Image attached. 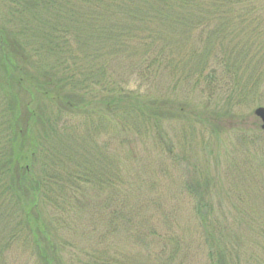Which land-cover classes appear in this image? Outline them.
<instances>
[{
	"label": "trees",
	"instance_id": "1",
	"mask_svg": "<svg viewBox=\"0 0 264 264\" xmlns=\"http://www.w3.org/2000/svg\"><path fill=\"white\" fill-rule=\"evenodd\" d=\"M160 72L205 82L216 91L217 116L242 103L264 106V0H0V264H195L192 241L153 226L122 172L137 156L130 133L152 132L172 153L165 123L185 105L122 85ZM77 117L87 127L81 141L116 137L127 144L125 161L67 147ZM256 127L238 134L251 162L264 134ZM208 171L184 183L207 264H264V172L243 189L238 171L224 193ZM107 188L102 203L87 196ZM88 209L103 211L104 221H69ZM18 250L27 261L11 255Z\"/></svg>",
	"mask_w": 264,
	"mask_h": 264
},
{
	"label": "rangeland",
	"instance_id": "2",
	"mask_svg": "<svg viewBox=\"0 0 264 264\" xmlns=\"http://www.w3.org/2000/svg\"><path fill=\"white\" fill-rule=\"evenodd\" d=\"M125 63H128V61L126 60ZM209 66L207 70L216 69L215 63H211ZM177 76L174 73L160 72L153 79L141 80L134 76H128L126 78L128 81L122 82V85L137 90L136 92L162 96L175 105L182 104L186 107L179 117L176 116V118L174 117L175 119L172 118L168 123H165V130L172 145L171 155L167 154L165 141H162L165 148H160L161 144H157V138L154 139L153 137L154 133L150 132V137L148 138L145 137V133L141 134L143 136L137 137L135 134L130 133L127 139L134 138L132 143L137 156L135 160L129 161L125 168L122 165V172L124 176H127V179L131 180L132 186L128 187L127 190L134 192L132 194L134 197L133 201L140 203L141 199L143 203H146L144 205V208L148 210L146 216L149 217V221H153L152 225L159 228V230H166L169 227L171 231L174 229L183 232L192 241L197 250L194 263L207 264L205 250L200 245V231L194 213L196 201L190 195L184 183L191 181L197 172L204 171L207 168L212 176L217 177L219 174L220 186L224 193H228L231 178L237 177L236 174L240 171L241 173H246L243 175L245 184L241 187L245 189L251 183H254L256 179H259V176H262L264 172V134H258L260 137L255 135L257 137L255 141L256 147H254L256 150L252 148L251 154L254 157L251 162L250 155L246 154L247 146L239 142L238 134L242 131H248L247 129H249V134H252L253 130L257 129L256 126L260 129L261 121L254 114L255 106L242 103L240 108L233 109L232 115L217 116L214 98L216 97V91L212 96V93L208 92L205 82L201 81L199 84H195L196 79L177 81ZM223 93L224 91L222 93L218 92L221 102L225 97ZM208 94H210V98ZM35 101H38L36 103L38 105L43 106L45 104L43 106L44 109L49 107V104L44 99L38 98ZM221 102H219L220 105H222ZM206 103H208L209 107L206 113L207 116L205 115L206 118L202 122L200 121L202 106ZM81 120V117H77L70 121L71 127L75 128L70 133H76V135L74 138L67 136L64 139L67 147H73L79 153L87 152L89 156L101 149L104 151L105 156H109L112 159L120 156L122 158L121 163L125 161L124 153L127 149V144L125 142L122 143L116 137L111 139L106 133L102 134L98 139L88 136L86 140L81 141L80 135L86 134L87 131V127H82L84 124L80 123ZM95 141L98 145H94L93 142ZM249 144L252 143L249 142ZM96 148L98 149L96 150ZM207 148L212 149L213 154L207 153ZM236 149H243L241 156L236 155V151L234 153ZM247 171H250V174H247ZM124 191L125 186L122 185L119 188V192L123 194ZM110 193L111 190L108 188L101 193L90 189L87 196L99 204L105 199L107 200ZM262 193L260 200L264 199V190ZM230 203L231 200L227 198V208ZM69 221H104L103 211L88 209L82 219L73 217ZM162 221H169L170 225L166 226ZM84 238L88 239V237ZM120 238L122 239L121 245L123 249L128 251L135 249L131 240L126 236H121ZM151 247L156 248L157 245L152 244ZM24 253L28 252L18 250L11 255L21 256L19 260L25 262L27 257Z\"/></svg>",
	"mask_w": 264,
	"mask_h": 264
},
{
	"label": "water",
	"instance_id": "3",
	"mask_svg": "<svg viewBox=\"0 0 264 264\" xmlns=\"http://www.w3.org/2000/svg\"><path fill=\"white\" fill-rule=\"evenodd\" d=\"M254 114L261 121V128L264 130V106H259L254 110Z\"/></svg>",
	"mask_w": 264,
	"mask_h": 264
}]
</instances>
